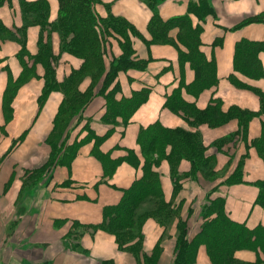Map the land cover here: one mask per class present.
Segmentation results:
<instances>
[{"label": "crops", "instance_id": "crops-1", "mask_svg": "<svg viewBox=\"0 0 264 264\" xmlns=\"http://www.w3.org/2000/svg\"><path fill=\"white\" fill-rule=\"evenodd\" d=\"M22 1L36 3L39 0H7L0 5V264L171 263L175 223L168 228L170 238L161 241L164 228L155 219H146L140 251L135 255L118 251L112 234L84 228L101 224L104 209L118 205L124 191L142 176L143 158L137 137L141 129L154 124L167 130L197 133L205 147V158L213 163L210 180L199 172L182 178L178 193L174 192L168 161L161 160L154 169L164 202L172 204L174 209L179 207L176 220L188 218L189 235L201 222L197 218L198 210L211 189L212 199H224L225 212L233 222L244 224L249 230L264 228V207L256 204L259 192L256 184L264 181V162L252 146L264 124L261 105L264 23H244L264 14V0H207L212 13L201 24L200 51L207 62L214 64L216 80L209 88L199 91L189 90L196 74L189 62L180 60L179 49L185 50L176 46L179 29L169 30L171 42L167 44L153 42L148 31L154 13L163 21L181 18L188 14L189 3L197 0H159L154 10L145 0H97L93 12L99 19L111 14L124 19L139 34L129 33L133 49L130 60L146 63L144 69L119 72L107 91L117 84L116 100L129 99L139 92H148L147 99L126 126L120 117L114 125L102 122L106 101L99 92L110 64L122 53L120 38L104 34L103 73L99 80L87 76L78 84L80 93L92 89L93 97L70 125L67 144L83 139L87 134L86 125L97 136L108 132L99 151L117 161L116 169L110 177H104L103 165L93 154L94 143L88 142L78 148L69 166H54L49 173L34 178L29 177V172L44 167L51 157L49 137L64 99L63 93L56 90L50 92L42 104L40 102L46 83L41 46L48 47L49 63L57 83L68 79L84 61L61 49L57 32L49 27L26 24ZM46 1L47 22L53 24L59 16V0ZM30 14H38V11ZM191 19L193 26L199 23L193 16ZM241 43L262 45L257 60L263 77L253 79L235 69L236 47ZM245 61H249L246 55ZM25 72L28 77L15 90L11 117L6 120L5 93L11 81L15 82ZM175 93L186 106L183 110L178 108L177 112L165 106ZM231 109L256 115L249 121L244 137L239 134L237 117L228 114ZM184 110L206 111L215 122L219 117L225 120L215 125L196 122ZM128 151H133L139 159L138 168L127 162ZM169 152L170 147H167L166 154ZM239 166V181L227 184ZM190 171V162L181 160L178 173L188 175ZM145 211L142 209L137 214ZM73 223L83 226L78 239L82 251L71 248L72 237L67 236L73 230ZM159 245L162 251L155 256ZM259 257H263L260 251L248 249L234 254L239 264H255ZM193 264H212L203 245L197 249Z\"/></svg>", "mask_w": 264, "mask_h": 264}, {"label": "trees", "instance_id": "trees-1", "mask_svg": "<svg viewBox=\"0 0 264 264\" xmlns=\"http://www.w3.org/2000/svg\"><path fill=\"white\" fill-rule=\"evenodd\" d=\"M5 1L7 0H0V5ZM145 1L149 8L154 10L159 0ZM95 3H97V0H59L58 19L55 23L49 24L47 22L48 9L46 0H39L36 3L22 1V11L26 24H36L43 29L49 27L51 31L57 32L61 38V49L84 61L81 68L73 71L68 79L57 83L54 80V70L49 63L48 47L41 46V51H43L42 63L45 65L46 70V83L40 102L42 104L48 94L56 90L63 93L64 99L54 120V127L49 137V141L52 144V154L49 162L41 169L29 172V177L31 178L41 177L45 173H49L51 168L57 165L69 166L77 154L78 148L88 142L94 143L93 154L103 165L104 177H110L116 169L117 161L110 159L99 151V145L109 136L108 132L103 136H97L86 125L87 134L85 137L79 141L75 140L67 144L70 125L75 119L80 117L82 111L93 97L92 89L80 93L78 84L87 76L92 80H99L103 73L102 54L104 50L102 43L104 34L107 36L115 34L120 38L119 46L122 53L116 62L113 61L110 64V68L105 75L103 87L99 92L106 101L102 122L105 125H114L116 124V119L120 117L122 118V124L126 126L132 114L147 99L148 92H139L134 93L129 99L118 101L115 99L116 92L119 89L117 84H114L111 90L107 91L108 86L114 83L119 72L130 68L144 69L146 63L130 60L133 55V49L129 33L139 36L134 28L124 19L115 18L111 14L105 19H99L93 12ZM35 11H38V14H30ZM211 13L212 9L207 0L191 1L186 16L163 21L154 13L148 24V31L153 42L161 44L171 42L168 38V32L171 28L177 27L179 29L176 46H179L178 48L181 46L185 50L179 49L180 60L189 62L196 74L195 82L189 86L190 91L209 88L216 80L214 64L207 62L200 51L201 24L206 16ZM191 16L199 21L195 26H193ZM252 22L264 23V14L244 23ZM262 49V45L259 44H238L235 52V69L253 79L263 77L257 60V54ZM22 50L25 52L24 46ZM245 55L246 59L249 60L248 63L245 61ZM27 73H23L21 78H18L15 82L11 81L9 84L4 99L6 120L11 117V102L15 90L27 79ZM261 105L264 114V96L262 95ZM165 106L173 112H177L178 108L183 110V107H186L180 102L177 93L167 99ZM194 112L196 116L193 115L191 117H194L196 122L207 121L211 125L217 124L214 119L208 117L209 114L206 111ZM228 114L229 116L235 115L237 117L240 128L239 134L243 137L247 131L249 121L256 116L254 113L238 109H231ZM62 121L67 124L64 129L61 127ZM137 144L143 158L142 176L129 189L124 191L123 199L118 205L104 209L101 224L84 227L90 229L91 232L101 230L112 234L121 251H130L134 248L133 246H138L140 251L143 241L142 227L144 221L147 218H153L162 224L163 215L169 214L166 209L169 204L165 203L162 198L159 176L154 170L160 161L163 159L168 161L173 187L178 189H180L182 178L195 176L198 172L201 173V166L210 161L204 156L205 147L197 133L185 132L180 129L167 130L159 124L141 129L137 137ZM252 146L264 162V124L262 125L260 137L252 142ZM167 147H170L169 154H166ZM174 155L175 158H173ZM153 156L157 158H153ZM126 160L135 168L140 165V161L133 151H128ZM181 160L190 162V174L181 175L178 173V165ZM239 173L240 166L226 183L233 184L238 182ZM256 186L259 190L256 204L264 207V181L257 183ZM148 198H153L156 201L154 208L148 212L137 214L138 205ZM205 210L209 214L201 232L194 237L193 241L187 242L186 238H178L180 249L173 264H193L197 247L200 244L206 247L212 264H239L236 262L234 254L241 249L260 251L263 257H259L255 264H264V228L258 227L255 230H249L244 224L233 222L225 212L224 199L221 197L210 200L209 206ZM82 227L78 223H73V230L67 235L69 238L72 237L71 248L74 250H81L78 239L81 236ZM186 231L187 229L184 225L180 235L185 237ZM103 264L105 263L103 262Z\"/></svg>", "mask_w": 264, "mask_h": 264}, {"label": "rangeland", "instance_id": "rangeland-1", "mask_svg": "<svg viewBox=\"0 0 264 264\" xmlns=\"http://www.w3.org/2000/svg\"><path fill=\"white\" fill-rule=\"evenodd\" d=\"M184 112L188 115V116H196V114H195V112L193 111V110H184ZM223 120H225L224 118H218V122H222ZM217 122V123H218ZM66 123L64 122V121H62L61 122V127H62V129H64L65 127H66ZM211 125V124H210ZM180 130H182V129H180ZM182 131H185V130H182ZM185 132H187V131H185ZM182 134V133H181ZM67 138V137H66ZM66 138H64V139H66ZM63 139V140H64ZM77 141H78V139H77ZM153 158H157L156 156H153ZM173 158H175V155H174V157ZM212 164L213 163H211V162H209V163H206V164H203V166H201V174L203 175V177L205 178V179H207V180H210V177H211V166H212ZM181 187L182 186H180V189H181ZM180 189H178V188H174V192L175 193H178L179 192V190ZM212 190V189H211ZM211 190L207 193V195H206V197L203 199V202H202V204L200 205V207H199V210H198V217L197 218H199L200 220H201V222L196 226V229L195 230H193V231H191V234L189 235V228H190V226H189V228H188V218H184V219H182L181 217H179V219L178 220H176L177 219V217H178V215H177V213H179L178 211H179V207H177V208H172V204H169V206L168 207H166V209H167V211H168V213L169 214H167L166 216L165 215H163V223L162 224H160V222L157 220L156 222L162 227V228H164V231H163V233H162V236H161V241L163 240V239H168V238H170V235H169V233H170V230H168V228L170 227V226H172L174 223L176 224V232L174 233V237H175V246H174V248H173V255L171 256L172 257V261H170L171 263H169V264H173V262L175 261V259H176V256L178 255V251H179V249H180V246H178L179 245V243H178V238H180V239H184V238H186L185 240L187 241V242H192L193 241V239H194V237L196 236V235H198L200 232H201V229H202V226H203V224L205 223V221H206V217L208 216V214L209 213H207V211L205 210L208 206H209V203H210V200H212V198H211V196H212V194H211ZM156 201L153 199V198H148V199H146L145 201H142L139 205H138V207H137V211H140V210H142L143 209V211H145V210H147V211H145V212H148V211H150L149 209L152 207V208H154V203H155ZM190 211H192V210H190ZM145 212H143V213H145ZM189 213V212H188ZM164 217H165V219H164ZM148 219V218H147ZM144 223H145V221H144ZM184 225L186 226V229H187V231H186V233H185V237L184 236H181L180 235V233L182 232V229H183V227H184ZM181 236V237H180ZM115 243H116V240H115ZM117 244V243H116ZM200 245H203V244H200ZM199 245V246H200ZM199 246L197 247V249L199 248ZM204 246V245H203ZM134 248H132L130 251H121L119 248H118V245H117V249H118V251H120V252H127V253H131V254H133V255H135L138 251H139V247L137 246H133ZM205 247V246H204ZM206 248V247H205ZM79 250V249H78ZM162 251V247H160V245L159 246H157L156 247V249H155V252H154V255L156 256L157 254H160V252ZM197 252V251H196ZM208 254V253H207ZM209 256V255H208ZM152 260V259H151ZM105 264L106 263H109V264H115L114 263V261H109V262H107V261H105L104 262ZM102 264H103V262H102ZM149 264H153V263H149Z\"/></svg>", "mask_w": 264, "mask_h": 264}]
</instances>
